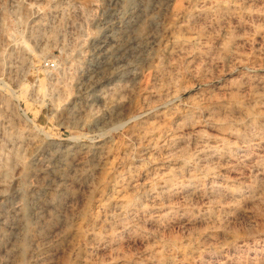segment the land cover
I'll list each match as a JSON object with an SVG mask.
<instances>
[{"label":"rangeland","instance_id":"374dc122","mask_svg":"<svg viewBox=\"0 0 264 264\" xmlns=\"http://www.w3.org/2000/svg\"><path fill=\"white\" fill-rule=\"evenodd\" d=\"M0 264H264V0H0Z\"/></svg>","mask_w":264,"mask_h":264},{"label":"bare ground","instance_id":"6f19581e","mask_svg":"<svg viewBox=\"0 0 264 264\" xmlns=\"http://www.w3.org/2000/svg\"><path fill=\"white\" fill-rule=\"evenodd\" d=\"M193 2V1H192ZM195 2V1H194ZM197 3V2H196ZM201 3V2H200ZM246 4V3H245ZM198 6H201L200 4L198 5ZM17 8V7H16ZM196 8V7H195ZM18 9V8H17ZM25 11V10H24ZM190 28V27H189ZM182 30V29H181ZM183 31V30H182ZM175 35H176V38H179L180 36H179V34H180V29H175ZM185 33V32H184ZM42 34V33H41ZM43 35V34H42ZM83 35V34H82ZM181 35V34H180ZM178 52V51H177ZM179 53V52H178ZM185 55V54H184ZM26 56V55H25ZM175 61V60H174ZM165 63V62H164ZM32 67V66H31ZM157 68V67H156ZM163 68V67H162ZM166 77V76H165ZM164 81H165V79H164ZM164 86V85H163ZM261 90V89H260ZM147 127V126H146ZM149 129V128H148ZM145 132V131H144ZM17 137V136H16ZM173 141V140H172ZM19 143V142H18ZM17 143V144H18ZM176 150V149H175ZM22 155V154H21ZM13 156V155H12ZM24 157V156H23ZM10 160H11V158H8V159H6L5 160V162H4V167L5 168H7V167H9V163H10ZM14 161H21L22 162V159H21V156L20 155H18V154H16L15 156H14ZM12 162V161H11ZM14 163H16V162H14ZM2 167V166H1ZM24 175V174H23ZM5 183V182H4ZM7 183V182H6ZM166 184V183H165ZM168 189V188H167ZM218 198V197H217ZM259 198V197H258ZM260 200V199H259ZM261 201V200H260ZM262 202V201H261ZM121 222V221H120ZM23 247L22 248H25V246H26V244H25V242H23L22 244H21ZM22 252V251H21Z\"/></svg>","mask_w":264,"mask_h":264},{"label":"built area","instance_id":"2783aa9c","mask_svg":"<svg viewBox=\"0 0 264 264\" xmlns=\"http://www.w3.org/2000/svg\"><path fill=\"white\" fill-rule=\"evenodd\" d=\"M51 66H52V64H51Z\"/></svg>","mask_w":264,"mask_h":264}]
</instances>
